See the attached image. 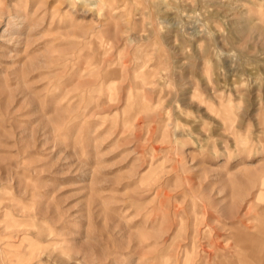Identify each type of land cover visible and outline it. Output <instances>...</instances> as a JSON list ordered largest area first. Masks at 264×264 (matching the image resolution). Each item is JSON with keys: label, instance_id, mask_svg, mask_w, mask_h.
<instances>
[{"label": "rangeland", "instance_id": "rangeland-1", "mask_svg": "<svg viewBox=\"0 0 264 264\" xmlns=\"http://www.w3.org/2000/svg\"><path fill=\"white\" fill-rule=\"evenodd\" d=\"M0 264H264V0H0Z\"/></svg>", "mask_w": 264, "mask_h": 264}]
</instances>
